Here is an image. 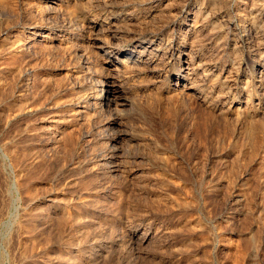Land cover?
Here are the masks:
<instances>
[{
	"label": "rangeland",
	"instance_id": "obj_1",
	"mask_svg": "<svg viewBox=\"0 0 264 264\" xmlns=\"http://www.w3.org/2000/svg\"><path fill=\"white\" fill-rule=\"evenodd\" d=\"M0 264H264V0H0Z\"/></svg>",
	"mask_w": 264,
	"mask_h": 264
},
{
	"label": "bare ground",
	"instance_id": "obj_2",
	"mask_svg": "<svg viewBox=\"0 0 264 264\" xmlns=\"http://www.w3.org/2000/svg\"><path fill=\"white\" fill-rule=\"evenodd\" d=\"M114 91H115V89H111V90H109V94H112V93H114ZM108 92V91H107ZM113 95V94H112ZM116 96H117V94H116ZM115 96V97H116ZM119 96V95H118ZM115 98H111V95H110V97H109V95H108V104L111 102V101H113ZM120 102V101H119Z\"/></svg>",
	"mask_w": 264,
	"mask_h": 264
}]
</instances>
